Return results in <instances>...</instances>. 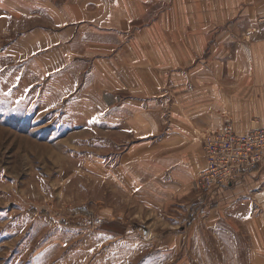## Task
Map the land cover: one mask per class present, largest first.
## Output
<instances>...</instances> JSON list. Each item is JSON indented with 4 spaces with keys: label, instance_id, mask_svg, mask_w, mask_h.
<instances>
[{
    "label": "rangeland",
    "instance_id": "obj_1",
    "mask_svg": "<svg viewBox=\"0 0 264 264\" xmlns=\"http://www.w3.org/2000/svg\"><path fill=\"white\" fill-rule=\"evenodd\" d=\"M47 6L0 0V264H264V228L168 202L150 165H126L127 125L97 112L86 68L21 49Z\"/></svg>",
    "mask_w": 264,
    "mask_h": 264
},
{
    "label": "crops",
    "instance_id": "obj_2",
    "mask_svg": "<svg viewBox=\"0 0 264 264\" xmlns=\"http://www.w3.org/2000/svg\"><path fill=\"white\" fill-rule=\"evenodd\" d=\"M47 1L46 30L39 17L21 49L87 69L73 77L127 125L126 165H150L168 202L197 196L203 133L264 127V0ZM212 203L235 227L264 228V164Z\"/></svg>",
    "mask_w": 264,
    "mask_h": 264
},
{
    "label": "built area",
    "instance_id": "obj_3",
    "mask_svg": "<svg viewBox=\"0 0 264 264\" xmlns=\"http://www.w3.org/2000/svg\"><path fill=\"white\" fill-rule=\"evenodd\" d=\"M203 149L206 166L195 178V189L199 205L205 206L264 164V127L246 133L232 127L209 131Z\"/></svg>",
    "mask_w": 264,
    "mask_h": 264
}]
</instances>
